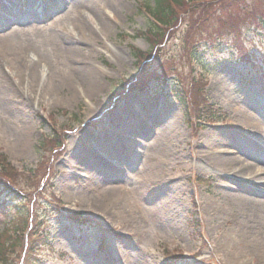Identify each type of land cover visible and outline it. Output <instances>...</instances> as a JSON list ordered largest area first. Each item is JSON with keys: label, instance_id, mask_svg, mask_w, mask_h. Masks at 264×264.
Here are the masks:
<instances>
[{"label": "rangeland", "instance_id": "1", "mask_svg": "<svg viewBox=\"0 0 264 264\" xmlns=\"http://www.w3.org/2000/svg\"><path fill=\"white\" fill-rule=\"evenodd\" d=\"M24 1L23 10L29 13L39 8L37 15L32 21L27 18L18 25L10 24L12 28H5L0 36V155L18 175L35 170L39 177L38 171L48 166L44 175L50 180L49 189L36 205L30 197L18 198L22 202L14 200L19 194L17 188L24 193L29 188L21 190L23 185L20 188L4 181L12 190L0 193V244L19 237L18 250L9 256L11 264L32 263L34 256L41 257L38 264H255V253L254 259L245 255L243 242L230 241L225 235L231 223L207 220L208 203L222 178L214 168L204 166L203 158L193 164L190 161L194 150L210 151L205 146L206 139L211 140L212 149L222 147L247 161L252 159L244 147H251L257 140L255 128L264 130V47L260 51L253 48L254 34L246 32L244 51L235 60L222 52L221 40L215 33L205 32L199 38L201 45L211 43L218 48L204 56V62L209 63L206 71L196 65H192L196 70L190 71L187 60H191V53L189 57L182 43L189 18L183 16L175 32L157 48L161 60L153 62L160 77L167 71L162 66L170 69V75L164 77L168 88L164 90L151 81L149 92L129 91L111 106L110 98L118 84L136 72L133 49L154 51L151 40L139 34L152 19L149 8L154 6L153 1L70 0L66 7L49 14L44 8L47 0ZM246 2L248 8H261L263 1ZM201 5L209 11L216 7V3L207 1ZM233 7L232 4L229 9ZM86 8L90 10L87 20L96 34L79 39L73 28L75 18L79 9ZM0 10L4 12L5 8L1 5ZM198 17L204 18L201 13ZM47 20L51 25L42 24ZM204 22L200 24L205 26ZM67 33L75 38V44H62ZM196 41L197 38L193 46ZM69 46L76 47L75 56L67 55L64 47ZM232 57H236V51ZM19 58L27 63L18 64ZM74 66L94 73L91 88L75 75ZM36 71L40 73L37 76ZM190 77L199 78L205 101L221 110L220 115H214L219 117L217 120H213L214 116L207 119L212 125H190L186 101L179 97H185ZM193 101L199 103L201 97ZM241 103L247 114L237 112ZM137 120L140 123L135 124ZM169 122L178 129L172 139L178 155H164L155 141ZM103 126L124 129L137 137L141 144L130 150L142 148L143 155L136 152L133 157L128 154L121 158V141L113 137L114 140H105ZM54 131H63L67 141L61 153L49 154L42 150V142L55 135ZM99 150L115 153L116 160L110 162L117 170L113 179L102 170L104 163L96 160L100 158ZM152 150L163 154L160 160L165 164V177L155 185L151 170L144 166L146 154ZM257 168L264 171V161ZM141 179L150 183L148 190L139 187ZM259 185L257 188L264 191ZM54 193L56 202L51 201ZM107 201L114 205L108 206ZM14 206L26 210L24 224ZM42 215L47 228H37L36 244L31 246L35 224ZM261 221L263 226L264 209ZM25 225L27 229L22 233ZM18 228L22 229L18 232ZM42 229L47 233L43 235ZM197 234H203L206 243L202 236L199 241ZM199 250L205 256L199 255Z\"/></svg>", "mask_w": 264, "mask_h": 264}, {"label": "bare ground", "instance_id": "2", "mask_svg": "<svg viewBox=\"0 0 264 264\" xmlns=\"http://www.w3.org/2000/svg\"><path fill=\"white\" fill-rule=\"evenodd\" d=\"M70 0H47L45 2L44 8L47 10L48 14L62 6L66 7L67 3ZM61 4V5H60ZM20 4L17 1L14 3L12 2L8 8L10 9L9 12L12 13L14 16V22L18 25L19 21H21L19 16ZM91 10H93L91 8ZM90 11L88 8L86 9H79L77 11V16L75 18L76 23L75 27H73L77 31V35L79 39H85L86 36H94L95 30L90 26L87 18V13ZM99 16H103L102 12H97ZM33 16H36L35 11H32L31 15L29 14V20L32 21ZM1 25L0 29L4 26L6 27L9 21L8 17H3L0 15ZM32 24V22H31ZM4 27V28H5ZM4 30H0V36L4 33ZM1 38V37H0ZM62 44L69 43L75 44V38L72 34L67 33V38L61 40ZM67 51V55L75 56V49L76 47H64ZM26 60L19 58L18 64L24 65L26 64ZM74 73L75 75L82 81L84 86L93 85V78L94 73H91V70L84 67H77L74 66ZM36 76L40 73L38 71L35 72ZM237 112L242 114H247V110L245 106L241 105V107L237 106ZM252 121V118H249ZM140 123L138 120L135 121V124ZM155 123V121H154ZM145 127V126H144ZM148 128V127H147ZM114 129H110L108 132V137L112 138L114 136L113 133ZM177 126L174 125L172 122L166 123L163 126L161 132H159L155 136V141L157 145L161 148V152L166 155L167 153L172 155H178L175 153L173 149L172 139L174 133L176 132ZM180 133V132H179ZM177 135V133H176ZM181 135V134H180ZM113 139V138H112ZM114 140V139H113ZM205 146L206 148L210 149V151H203L204 153H199L198 151L194 150L193 158L194 159H204V163L207 167L217 169L218 174L222 175V179L219 181L217 192H215L213 199H211L208 203V217L207 220H219L221 223L229 222L231 223L230 230L225 233L226 236L230 237V241L235 242H243L244 254L247 256H251L253 259L255 258L254 253L257 255L255 264H264V225L262 226V211L264 209V193L255 187L252 182H249L252 178H255V175L264 174L261 169L257 168V164L260 161H264V152L261 151V147L255 146V150L246 148V150L251 152L252 159L247 161L243 158L242 155H234L233 152L229 150H213L209 143L211 140L206 139ZM127 144V145H126ZM129 144V145H128ZM130 147L137 148V144H130L121 142V148L119 156L121 158H127L128 154L132 157L134 153L143 155L141 151L132 152ZM198 147V146H197ZM150 150V149H149ZM163 158V154L157 151H148L146 154V161H145V169H150L152 173V177L154 179L153 184H157L158 182L161 183L165 177V164L162 163L160 159ZM99 159V160H98ZM96 159L98 162H102L105 165V170L108 172V177L113 179V176L116 174V168L106 160L102 158ZM153 160V162H149ZM253 160H257L259 162H252ZM158 169L160 171H158ZM109 170V171H108ZM114 172V173H113ZM241 178V179H240ZM257 178V177H256ZM142 183L139 184V187L144 190H148L150 188L149 182L147 180H142ZM140 181V182H141ZM237 181L239 184H235L234 182ZM247 184V187L254 189L253 192L259 194V199L251 196L249 194L240 192L241 189L240 185ZM264 183V182H263ZM264 184H261V186ZM218 200H221L219 203ZM108 206L114 205V202L107 201ZM157 208V206H156ZM155 208V209H156ZM171 210V209H169ZM244 240V241H243ZM241 264H246V262H242Z\"/></svg>", "mask_w": 264, "mask_h": 264}, {"label": "trees", "instance_id": "3", "mask_svg": "<svg viewBox=\"0 0 264 264\" xmlns=\"http://www.w3.org/2000/svg\"><path fill=\"white\" fill-rule=\"evenodd\" d=\"M199 1L194 4L190 3V0H153L154 7L150 9L151 15L158 20L160 26H163V28H158L157 26L150 24V26L147 28V30L143 33H140L141 36H143L145 39H150L153 51L151 54V51L147 54L142 53L138 50H133L134 55L136 58H138L137 63V74L136 76L131 80H125L122 82L121 87L116 92V95H120L125 91L127 88H143L145 89L147 86V82L152 80L155 75V71L151 68V63L154 60H157L160 56H158L156 53L157 48L166 41L167 38L170 37L175 32V29L177 28L178 22L183 20V16H187L189 18V24L186 27V30L183 32L184 39L182 40V43L184 44L185 49L187 50L186 53H191L195 61H198L201 57L200 55H204L205 50L201 47L197 46L201 41L199 40V37L203 35L205 32L209 33H215V35L221 40L227 41L228 37H231L232 45L234 47H240L241 42L239 41V37L241 34V29L239 27V23L242 26H251L258 24V20L255 19L254 14L251 15V17H244L242 12L244 11V7L241 5L238 6L237 11L235 13V18L231 15H228L225 19L224 16L227 14H230L231 12L227 11L223 14V16L215 17V12L219 11V7L222 6L225 2V0H216V9L213 11H209L208 7H202L200 2L202 0H195ZM187 3V4H186ZM235 4V3H232ZM201 8H199V6ZM220 13H223V10L219 11ZM200 13L204 16L203 19H200L198 17ZM223 19V20H222ZM263 19V18H262ZM204 20L205 26H202L200 22ZM248 20V21H247ZM239 22V23H238ZM201 27L203 29L201 30ZM200 35L198 36V33ZM195 38H197L196 43H194V46L192 43L195 41ZM159 53V52H158ZM187 56V55H186ZM169 68H166V66L163 67V70H166ZM187 87L184 90V94L190 99L192 104V110L191 112L194 114L196 118L206 117L207 116H214L216 114L215 109L213 107L206 105V102H202L200 105L197 103H194V98L196 96L201 97L202 95V89L199 86V82L195 80L194 78H189V83L186 85ZM215 117V116H214ZM46 141H49V144H46V141L43 144V147L48 151V153H54L57 149V146L61 143V139L59 138V144H58V138L56 135V138L52 139H45ZM49 145V147H47ZM6 157L3 155H0V188H6L4 187L5 180L11 181L12 183L16 184L17 186L20 184V174L18 175L15 170L11 171L10 168H8V165L5 163ZM38 176L31 172L29 174L24 175L22 179V183L26 186H30L32 188H29L31 192L33 193H40L43 194L47 190L46 184L48 183V179L43 180V183L45 186L40 190L37 191L36 185L38 184ZM28 196L32 199L35 198L34 194H28ZM41 197V196H40ZM14 208L17 209V213L20 215L18 218L20 219L22 217V221H24L25 217V210H22L20 207L14 206ZM9 244H0V258L4 259L9 262V257H6L7 253H14V247H16L19 243V237L16 239H9ZM32 263L29 264H38L40 261L35 258V260H31ZM6 263V262H5ZM10 264V263H9Z\"/></svg>", "mask_w": 264, "mask_h": 264}]
</instances>
